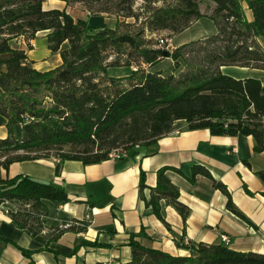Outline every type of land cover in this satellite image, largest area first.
I'll return each mask as SVG.
<instances>
[{"label":"trees","instance_id":"trees-1","mask_svg":"<svg viewBox=\"0 0 264 264\" xmlns=\"http://www.w3.org/2000/svg\"><path fill=\"white\" fill-rule=\"evenodd\" d=\"M44 1L0 0V56H9L0 61L5 68L0 72V126L6 130V137L0 138V205L13 207L7 215L17 229L32 237L45 231L46 250L66 232H83L86 223L45 229L43 201L65 205L70 200L62 187L24 176L2 178L14 163L54 158V174L59 176L65 161L94 165L109 160L118 148L130 152L152 146L179 122L186 131L207 130L216 137L251 136L254 153L264 152V84L220 71H264V49L256 40L264 38V0L246 2L250 22L242 0H204L213 5L208 16L200 13L202 0H143L139 14L132 9L135 0H73L93 17L114 18L113 28L103 29L74 21L65 11H44ZM202 17L214 24L215 34L175 49L168 58L151 41L164 33L177 35ZM38 33H45L48 50L60 58V65L46 72L35 70L19 49L22 42L31 50L30 41ZM165 59L171 60L174 71L180 61L183 69L166 74L156 68ZM109 68L131 69L118 78L108 75ZM168 171L178 172L159 169L148 199L140 173L138 196L162 223L165 207L185 222L188 209L178 201ZM197 175L209 179L226 197V208L245 220L222 184L202 167L192 168V180ZM256 176L264 185V172ZM141 237L142 231L130 235L126 263L95 264H264V255L234 252L221 243L198 244L189 256L175 257L141 246L135 240ZM14 247L30 260L31 251Z\"/></svg>","mask_w":264,"mask_h":264},{"label":"crops","instance_id":"crops-1","mask_svg":"<svg viewBox=\"0 0 264 264\" xmlns=\"http://www.w3.org/2000/svg\"><path fill=\"white\" fill-rule=\"evenodd\" d=\"M247 1L242 0V8L250 22L252 17ZM207 7L208 13L201 9L200 13L208 16L213 5L209 3ZM42 9L65 11L73 19L77 12L93 20L96 18L73 0H45ZM202 21L211 23L212 29L203 30ZM215 32L214 24L202 17L168 39L173 49H177L213 36ZM256 40L264 49V38ZM21 43L19 49L25 50L35 70L46 72L60 65L59 55L47 49L45 33L36 34L30 41L31 50H26ZM51 56H55L52 64L49 63ZM8 57L1 55L0 61ZM4 71V66L0 65V72ZM220 71L236 80L252 78L264 84V71L234 67ZM177 72L170 71L172 74ZM5 137V127L0 126V138ZM254 146L251 136L216 137L207 130L186 131L179 122L156 144L135 147L120 160H106L94 165L65 161L59 176L54 174V158L14 163L7 172L1 173L2 178L24 176L62 187L70 200L65 205L43 201L47 209L43 218L45 229L78 228L80 222H85L86 228L83 232L64 233L46 250L45 231L32 237L28 231L17 229L7 215L13 207L1 204L0 264H29L30 261L32 264L126 263L130 259V235L141 231L144 237L135 239L141 246L175 257L189 256L190 248L198 244H220L223 236L229 240V250L264 255V185L256 176V173L264 172V152L254 153ZM163 167L178 171H168L167 177L178 189V201L188 209L185 222L173 208L165 207L164 224L139 199L140 173L144 174L146 186L143 195L148 199L149 188L156 184V173ZM193 167H202L215 182L226 188L233 206L245 220L226 208V197L214 189L209 179L197 175L192 180ZM93 243L97 246L92 247ZM14 245L31 251L30 260Z\"/></svg>","mask_w":264,"mask_h":264},{"label":"rangeland","instance_id":"rangeland-1","mask_svg":"<svg viewBox=\"0 0 264 264\" xmlns=\"http://www.w3.org/2000/svg\"><path fill=\"white\" fill-rule=\"evenodd\" d=\"M160 3L161 2L159 1L156 4L160 5ZM207 5H209V2H206L204 0L201 1L200 9H201L202 12L208 13L209 7H207ZM144 6H145V2L143 0H135L132 9H133V11L136 14H139V13L142 12L141 8H143ZM80 7L83 8L81 5H80ZM71 8H74V6L71 7ZM95 17L96 18L93 20L90 17L89 18L85 17L81 12H77V13L74 14V19H76L75 21H77V22H85L91 28L92 27L100 28V29L113 28V26L115 24L114 18L104 17L106 19L101 20V18H103V17H100V16H95ZM118 19H119V21H122V22H124L126 24H133L134 23L133 19L123 18V17H119ZM141 21H142V19H139L138 24ZM201 25H203L202 26L203 30L212 29V25L208 21H202ZM179 37H183V36H179ZM168 38L169 37H167V34H162V35H159V36H156V37L152 38L151 41H152L153 44H156V45L158 44L156 46V48H159V49L163 50L164 52H168L170 54L175 49H173L172 42ZM54 60H55V56H51V58L49 59V63L52 64L54 62ZM173 66H174L173 63H171L168 59H165L162 62L158 63L156 65V68L161 69V70H163V72L168 74L170 71L174 70ZM130 69H127V68H109L107 73H108L109 76L122 78V77L127 76L130 73ZM142 69H144V68H142ZM145 69H146V67H145ZM182 69H183V63L180 61V68H179L178 71H180ZM134 70H135V68L133 67L132 71H134Z\"/></svg>","mask_w":264,"mask_h":264},{"label":"built area","instance_id":"built-area-1","mask_svg":"<svg viewBox=\"0 0 264 264\" xmlns=\"http://www.w3.org/2000/svg\"><path fill=\"white\" fill-rule=\"evenodd\" d=\"M128 154V152L126 150H123L121 148H118V149H115L113 150L110 154H109V160H120L124 157H126ZM55 162L57 163L58 160L55 159ZM221 240V244L225 246V244H228L229 243V240L227 237L223 236L220 238Z\"/></svg>","mask_w":264,"mask_h":264},{"label":"water","instance_id":"water-1","mask_svg":"<svg viewBox=\"0 0 264 264\" xmlns=\"http://www.w3.org/2000/svg\"><path fill=\"white\" fill-rule=\"evenodd\" d=\"M163 57L168 58L169 57V53L168 52H163Z\"/></svg>","mask_w":264,"mask_h":264},{"label":"bare ground","instance_id":"bare-ground-1","mask_svg":"<svg viewBox=\"0 0 264 264\" xmlns=\"http://www.w3.org/2000/svg\"><path fill=\"white\" fill-rule=\"evenodd\" d=\"M226 246L228 245V244H225Z\"/></svg>","mask_w":264,"mask_h":264}]
</instances>
